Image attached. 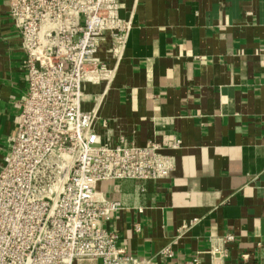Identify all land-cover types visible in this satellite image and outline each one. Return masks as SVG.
Masks as SVG:
<instances>
[{"label":"crops","instance_id":"1","mask_svg":"<svg viewBox=\"0 0 264 264\" xmlns=\"http://www.w3.org/2000/svg\"><path fill=\"white\" fill-rule=\"evenodd\" d=\"M119 1L131 20L123 53L116 62L110 40L100 45L113 78L86 84L81 107L96 110L103 142L155 138L175 165L157 180L99 181L96 195L119 203L105 229L153 264H264V0ZM23 55L0 0V169L27 87Z\"/></svg>","mask_w":264,"mask_h":264},{"label":"built area","instance_id":"2","mask_svg":"<svg viewBox=\"0 0 264 264\" xmlns=\"http://www.w3.org/2000/svg\"><path fill=\"white\" fill-rule=\"evenodd\" d=\"M21 40L27 87L17 128L0 169V264H153L131 255L104 227L117 201L99 198L102 180H157L174 157L155 139L144 145L103 142L96 110H83L86 84L109 83L113 68L97 55L120 59L131 20L119 0H7ZM99 94H92L96 102ZM180 146L178 137L169 142ZM232 239L228 234L225 241ZM160 255L171 256L170 247ZM213 253V251H212ZM246 259V255L242 256ZM185 264H202L195 256Z\"/></svg>","mask_w":264,"mask_h":264}]
</instances>
